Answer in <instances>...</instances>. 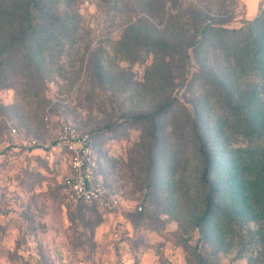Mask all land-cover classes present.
I'll list each match as a JSON object with an SVG mask.
<instances>
[{"label": "rangeland", "instance_id": "obj_1", "mask_svg": "<svg viewBox=\"0 0 264 264\" xmlns=\"http://www.w3.org/2000/svg\"><path fill=\"white\" fill-rule=\"evenodd\" d=\"M185 2L229 21L230 29L247 16L245 0H179L165 7L162 25ZM103 7L99 0L82 6L93 39L85 57L78 45L51 48L54 57L62 54L56 65L50 63L47 99L41 107L31 101L27 109L41 108L39 120L4 127L0 118V264H247L246 255L236 257L231 247L216 256L211 245L202 247L195 228L205 206V189L198 185L202 166L192 159L187 165L188 147L173 158L168 116L154 118L164 129L159 135L145 120L157 112L163 94L153 85L152 54L141 51L145 56L136 63L124 56L122 44L133 34L126 33L127 23L137 15L117 21L114 12L106 18ZM93 52L100 61L94 65ZM17 102L15 91H0L1 106ZM66 127L92 137L95 177L111 208L64 195L70 159L53 148Z\"/></svg>", "mask_w": 264, "mask_h": 264}, {"label": "trees", "instance_id": "obj_2", "mask_svg": "<svg viewBox=\"0 0 264 264\" xmlns=\"http://www.w3.org/2000/svg\"><path fill=\"white\" fill-rule=\"evenodd\" d=\"M85 1L0 0V91L19 96L13 105H0L4 127L41 117V108L27 109L29 102L41 107L47 99L50 63L62 54L54 57L51 48L78 45L85 57L93 43ZM178 1L99 0L106 18L111 12L117 21L137 15L127 23L126 33L133 34L122 44L124 56L136 63L152 54L153 85L163 94L145 120L159 135L164 129L154 118L168 116L173 158L188 147L187 165L192 159L202 166L198 185L205 189V206L195 224L202 247L211 245L214 256L231 247L236 257L246 255L247 264H264V8L230 29L229 21L185 2L162 25L165 7ZM99 62L89 53L90 64Z\"/></svg>", "mask_w": 264, "mask_h": 264}, {"label": "built area", "instance_id": "obj_3", "mask_svg": "<svg viewBox=\"0 0 264 264\" xmlns=\"http://www.w3.org/2000/svg\"><path fill=\"white\" fill-rule=\"evenodd\" d=\"M33 145L37 146L36 142ZM53 149L64 152L70 159V176L63 186L66 198L78 204L111 208L108 191L95 177L96 159L92 137L66 127ZM45 157L49 160L50 154H45Z\"/></svg>", "mask_w": 264, "mask_h": 264}, {"label": "crops", "instance_id": "obj_4", "mask_svg": "<svg viewBox=\"0 0 264 264\" xmlns=\"http://www.w3.org/2000/svg\"><path fill=\"white\" fill-rule=\"evenodd\" d=\"M246 4H247V16L245 21H251L254 20L258 15H259V11H258V3L260 0H245ZM252 4L255 5V11L250 12L252 14H248V7H250Z\"/></svg>", "mask_w": 264, "mask_h": 264}]
</instances>
